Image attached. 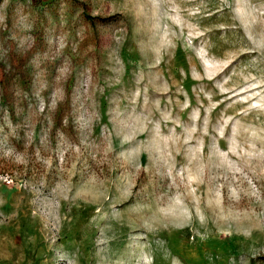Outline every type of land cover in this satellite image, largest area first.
<instances>
[{
  "label": "rangeland",
  "instance_id": "1",
  "mask_svg": "<svg viewBox=\"0 0 264 264\" xmlns=\"http://www.w3.org/2000/svg\"><path fill=\"white\" fill-rule=\"evenodd\" d=\"M0 264H264V0H0Z\"/></svg>",
  "mask_w": 264,
  "mask_h": 264
},
{
  "label": "trees",
  "instance_id": "2",
  "mask_svg": "<svg viewBox=\"0 0 264 264\" xmlns=\"http://www.w3.org/2000/svg\"><path fill=\"white\" fill-rule=\"evenodd\" d=\"M85 16L87 18V20H94L95 17H92V15H90L89 13H85ZM98 20L102 21V20H105V19H102L100 17L97 18ZM13 61H14V64H15V67L17 70H19V73L23 70V67H24V63L26 62V59H27V55H23L21 56L20 59H17V57L13 56ZM21 63V64H20Z\"/></svg>",
  "mask_w": 264,
  "mask_h": 264
}]
</instances>
